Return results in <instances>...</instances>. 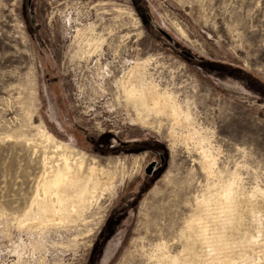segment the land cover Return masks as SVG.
Instances as JSON below:
<instances>
[{"label": "rangeland", "instance_id": "374dc122", "mask_svg": "<svg viewBox=\"0 0 264 264\" xmlns=\"http://www.w3.org/2000/svg\"><path fill=\"white\" fill-rule=\"evenodd\" d=\"M153 85L180 123L146 106ZM47 134L105 180L19 228L61 162ZM232 180L225 240L264 264V0H0V264L182 263L188 223Z\"/></svg>", "mask_w": 264, "mask_h": 264}, {"label": "bare ground", "instance_id": "6f19581e", "mask_svg": "<svg viewBox=\"0 0 264 264\" xmlns=\"http://www.w3.org/2000/svg\"><path fill=\"white\" fill-rule=\"evenodd\" d=\"M131 75L129 74L128 78L130 79V82L133 83L134 81H132ZM153 84L155 83L153 82ZM146 90H148V88ZM158 90L156 85L152 86L151 91L148 92L146 96V106L149 109L154 110L156 113H162L166 109L169 113V117H171L177 124L180 123L183 118H185V115L184 113H182L181 108L173 99V97L168 95L166 92L160 94ZM49 135L50 134H47L46 142L48 141L49 143L53 144L54 152H60L58 157L60 158L59 160L61 162L57 165H53L48 161L43 162L44 177L41 181L40 187L35 190V194L31 198L29 206L22 215V218L19 220H15L19 228H45L49 225L45 224L44 220L39 219V216H42L46 219V221L49 222V219H51V217L53 218V215L59 212L61 213V216L60 218H58V216L57 219L63 221V219H65L64 213L68 210V206H66L67 202H69V204L71 205L70 208H82L85 205V202L88 197H93L92 195L95 192L96 186L102 185L105 180L104 177L103 179L100 177L101 171H98L96 173L97 169L95 168V166L89 167L88 170L84 173L83 158L85 156L82 158L81 155L75 158L76 155L73 156L71 152H67V147H62L61 145L54 143L52 137H50ZM189 136L190 140H192L195 145L200 149L203 169L206 170L208 173H211V171L215 167V158L212 153H210V150L208 148H204L203 145L205 140L203 141V139H200L195 131L193 133H189ZM234 184L235 181L233 180L231 183H228L223 189L222 194L218 198L216 197L217 199L214 198V201L205 199L206 201L203 202V208L200 214L195 216L191 220L189 219V237L187 239V248L189 245L188 254L186 256L185 261L182 263L178 262L179 260L177 257L169 256L173 264H236L234 262V258L232 257L236 245L234 243H229L225 240V229L226 227L231 226L232 221L235 220L233 218V213L235 210V200L233 191ZM257 233L258 234L255 238L251 237L249 240H246L245 245H249L253 242H256L259 239L260 235V232ZM238 245L240 247L241 244ZM157 246L154 247L156 248ZM195 246L196 248H199V251L195 252ZM163 248H166L164 244L162 245V249Z\"/></svg>", "mask_w": 264, "mask_h": 264}]
</instances>
